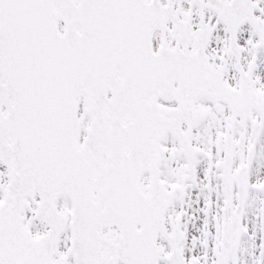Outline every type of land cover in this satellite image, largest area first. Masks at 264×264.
I'll return each mask as SVG.
<instances>
[{
  "label": "snow or ice",
  "instance_id": "6c2138e0",
  "mask_svg": "<svg viewBox=\"0 0 264 264\" xmlns=\"http://www.w3.org/2000/svg\"><path fill=\"white\" fill-rule=\"evenodd\" d=\"M0 264H264V0H0Z\"/></svg>",
  "mask_w": 264,
  "mask_h": 264
}]
</instances>
